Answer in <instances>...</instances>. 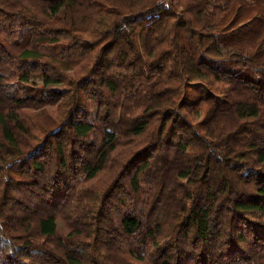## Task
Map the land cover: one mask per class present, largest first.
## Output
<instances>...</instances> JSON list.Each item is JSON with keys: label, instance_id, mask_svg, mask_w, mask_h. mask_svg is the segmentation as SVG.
<instances>
[{"label": "trees", "instance_id": "obj_1", "mask_svg": "<svg viewBox=\"0 0 264 264\" xmlns=\"http://www.w3.org/2000/svg\"><path fill=\"white\" fill-rule=\"evenodd\" d=\"M0 264H264V0H0Z\"/></svg>", "mask_w": 264, "mask_h": 264}]
</instances>
